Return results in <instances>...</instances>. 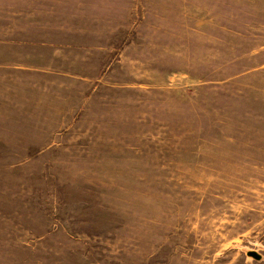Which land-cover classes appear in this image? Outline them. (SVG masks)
<instances>
[{
	"label": "rangeland",
	"instance_id": "rangeland-1",
	"mask_svg": "<svg viewBox=\"0 0 264 264\" xmlns=\"http://www.w3.org/2000/svg\"><path fill=\"white\" fill-rule=\"evenodd\" d=\"M10 41L0 264H264V0H0Z\"/></svg>",
	"mask_w": 264,
	"mask_h": 264
},
{
	"label": "crops",
	"instance_id": "crops-1",
	"mask_svg": "<svg viewBox=\"0 0 264 264\" xmlns=\"http://www.w3.org/2000/svg\"><path fill=\"white\" fill-rule=\"evenodd\" d=\"M29 46H31V44H27V46H25L23 49L25 48H29ZM4 47L7 48V51L10 52L11 54L13 55H17L19 58L16 57H13V56H10V55H0V59H6V60H9V61H15V60H23V53L22 51L13 43V42H6ZM11 63L9 64H5V65H10ZM1 68V67H0ZM6 68H11V66H6Z\"/></svg>",
	"mask_w": 264,
	"mask_h": 264
},
{
	"label": "water",
	"instance_id": "water-1",
	"mask_svg": "<svg viewBox=\"0 0 264 264\" xmlns=\"http://www.w3.org/2000/svg\"><path fill=\"white\" fill-rule=\"evenodd\" d=\"M249 256L253 257L256 260H260L261 256L255 252L249 253Z\"/></svg>",
	"mask_w": 264,
	"mask_h": 264
}]
</instances>
